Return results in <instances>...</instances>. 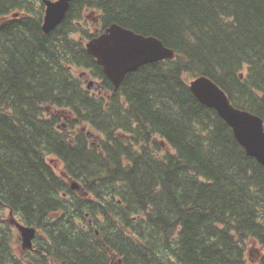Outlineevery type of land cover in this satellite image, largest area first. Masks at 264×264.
Here are the masks:
<instances>
[{
  "label": "trees",
  "instance_id": "1",
  "mask_svg": "<svg viewBox=\"0 0 264 264\" xmlns=\"http://www.w3.org/2000/svg\"><path fill=\"white\" fill-rule=\"evenodd\" d=\"M42 13L36 0H0V218L42 231L24 259L1 220L0 264H264V166L189 88L205 75L264 123V0H71L48 33ZM88 22L155 36L175 55L113 90L84 48Z\"/></svg>",
  "mask_w": 264,
  "mask_h": 264
},
{
  "label": "water",
  "instance_id": "2",
  "mask_svg": "<svg viewBox=\"0 0 264 264\" xmlns=\"http://www.w3.org/2000/svg\"><path fill=\"white\" fill-rule=\"evenodd\" d=\"M45 11L42 29L48 33L65 17L71 0H42ZM88 54L102 66V71L110 79L116 90L124 76L139 66L164 59H172L175 55L172 48L167 47L155 36L136 33L117 23H111L101 32L84 43ZM93 81L87 83L91 88ZM193 95L203 105L214 109L229 125L233 136L244 148L247 155L253 157L264 166V123L260 116L246 109L234 106L225 91L211 78L200 75L189 81ZM88 137L92 133L86 131ZM71 188L82 193L77 181H71ZM90 219L89 214H86ZM23 246L30 248L36 230L33 226H19Z\"/></svg>",
  "mask_w": 264,
  "mask_h": 264
},
{
  "label": "flooded vegetation",
  "instance_id": "3",
  "mask_svg": "<svg viewBox=\"0 0 264 264\" xmlns=\"http://www.w3.org/2000/svg\"><path fill=\"white\" fill-rule=\"evenodd\" d=\"M39 4L41 3V4H43V13H42V21H43V16H44V11H45V4L43 3V1L42 0H36ZM25 14V12L24 11H15V12H12V13H10L9 14V16H11V17H18V16H23ZM2 19H0V21H1ZM93 21H95V22H97L98 21V19L97 18H94V20ZM79 24V23H78ZM91 25H92V29H91V32L93 33V35L92 36H95L97 33H99L100 32V30H102V29H104V28H102V29H99V27H97L96 25H94V23H91ZM122 26V25H121ZM41 27H42V23H41ZM56 27V26H55ZM54 27V28H55ZM43 30V29H42ZM52 30V29H51ZM50 30V31H51ZM44 32V31H43ZM45 33V32H44ZM96 60V59H95ZM97 63V62H96ZM152 63V62H151ZM98 64V63H97ZM99 65V64H98ZM100 66V65H99ZM102 67V66H101ZM104 74V73H103ZM93 77V80L96 82V83H94V86L96 87V88H93V89H91V90H89L90 92H91V94L94 96V95H99V94H101V92L99 91V89H100V85H99V83H98V81H97V79L94 77V76H92ZM106 77V76H105ZM106 78H108V77H106ZM109 79V78H108ZM109 81H110V79H109ZM111 82V81H110ZM112 83V82H111ZM113 85V84H112ZM120 86V85H119ZM85 87H86V85H85ZM118 89V88H117ZM113 90H114V86H113ZM101 95H103V94H101ZM91 139V143H96L98 140H95V137L94 136H92V138H90ZM10 216H14L13 214H12V212L10 211V212H7ZM4 219V222H6L10 227H12V224H15V226L17 227V228H19V226H21V225H28V224H26V223H24L23 221H20V220H18V221H16V222H14V220H9L8 218H4V217H1L0 218V221L1 220H3ZM30 226H32V225H30ZM34 227V226H33ZM13 228V227H12ZM11 228V229H12ZM35 228V230H36V233H35V237L32 239V246L30 247V248H26L25 246H23V243H22V238H21V235L19 234V238H20V245L22 246V247H24V248H22V247H20V250H21V254H20V256L21 257H23L24 259H25V257H27L26 255H24V252L25 251H27V252H35V244H34V240L37 238V235L38 234H42V231L40 230V229H38V228H36V227H34ZM14 229V228H13ZM15 230V229H14ZM19 230V229H18Z\"/></svg>",
  "mask_w": 264,
  "mask_h": 264
},
{
  "label": "rangeland",
  "instance_id": "4",
  "mask_svg": "<svg viewBox=\"0 0 264 264\" xmlns=\"http://www.w3.org/2000/svg\"><path fill=\"white\" fill-rule=\"evenodd\" d=\"M89 29H92V25L91 22H88L86 25ZM93 134V136L95 137V140H99L102 138L100 132L92 129L90 130ZM168 150L167 147H165V149H163V151ZM4 218H8L9 220H14V222L18 221L19 219L16 216H10L7 212H4ZM12 227L15 229L16 233H19L18 228L15 226V224H12ZM261 248L260 246H257L254 242V244L250 245L248 248V251L246 252V255L248 258H250L251 261H255L258 259L260 253H261Z\"/></svg>",
  "mask_w": 264,
  "mask_h": 264
},
{
  "label": "bare ground",
  "instance_id": "5",
  "mask_svg": "<svg viewBox=\"0 0 264 264\" xmlns=\"http://www.w3.org/2000/svg\"><path fill=\"white\" fill-rule=\"evenodd\" d=\"M4 258V257H3Z\"/></svg>",
  "mask_w": 264,
  "mask_h": 264
}]
</instances>
